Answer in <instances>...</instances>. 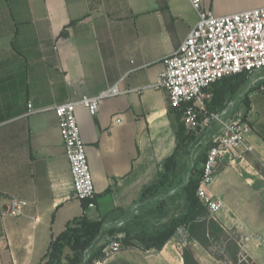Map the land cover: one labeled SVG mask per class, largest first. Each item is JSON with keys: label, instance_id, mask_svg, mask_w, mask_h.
<instances>
[{"label": "crops", "instance_id": "crops-1", "mask_svg": "<svg viewBox=\"0 0 264 264\" xmlns=\"http://www.w3.org/2000/svg\"><path fill=\"white\" fill-rule=\"evenodd\" d=\"M260 6L264 0L217 13ZM198 19L190 0H0V264H42L68 221L130 209L159 180L177 139L168 91L151 85ZM115 84L122 92L101 100L95 115L77 107L96 188V206L84 209L74 198L58 116L29 113V102L51 107ZM249 118L255 124L247 136L250 152L264 162V117ZM223 178L214 181L225 203L214 217L245 236V251L259 262L262 175L232 193ZM14 201L25 202L17 213ZM256 234L259 242L249 238ZM185 248L201 264H219L199 241L180 235L161 250L123 248L106 264H185Z\"/></svg>", "mask_w": 264, "mask_h": 264}, {"label": "built area", "instance_id": "built-area-1", "mask_svg": "<svg viewBox=\"0 0 264 264\" xmlns=\"http://www.w3.org/2000/svg\"><path fill=\"white\" fill-rule=\"evenodd\" d=\"M190 1L199 19L177 49L165 57V68L151 87L168 91L170 105L181 110L189 130L196 134L210 131V147L197 195L214 216L225 204L222 197L211 191L216 171L226 154L242 155L252 151L247 136L253 128L248 113L239 109L235 100L229 101L222 110H210L208 103L213 99L210 89L219 80L242 73L248 75L252 87L264 79V6L216 14L210 8H203L201 0ZM258 89L264 90V84L255 88V94ZM121 92L115 84L97 95H83L51 107L36 109L29 102V113L54 110L58 116L71 166L74 198L88 200V207L96 206V188L77 107L86 106L95 115L101 100ZM23 204L25 202L14 201L12 213H17ZM176 234L183 241L189 237L184 226L179 227ZM122 236L123 233H119L111 237L103 249L104 257L94 259L93 264H106L120 252L123 245L118 237Z\"/></svg>", "mask_w": 264, "mask_h": 264}, {"label": "trees", "instance_id": "trees-1", "mask_svg": "<svg viewBox=\"0 0 264 264\" xmlns=\"http://www.w3.org/2000/svg\"><path fill=\"white\" fill-rule=\"evenodd\" d=\"M263 84L264 79L256 86H250L246 73L225 77L211 87L213 99L208 103L209 108L222 110L232 100L238 107L244 99L249 100L255 88ZM169 113L176 128L177 144L174 152L163 160L159 180L145 186L139 201L130 209L118 207L95 218L84 213L68 221L63 231L53 237L42 264H93L94 259L104 257L103 249L109 239L119 233H123L118 239L125 249L161 250L181 226L186 228L190 238L207 249L215 242L228 241L233 242L232 249L239 255V239L230 240L228 235L231 231L211 215L197 195L210 147V131L196 134L188 129L181 110L171 106ZM250 124L252 128L255 126ZM262 126L264 128V124ZM82 204L86 209L88 200L82 201ZM66 248L72 252L67 253L64 262ZM183 258L185 264H201L188 248L184 249Z\"/></svg>", "mask_w": 264, "mask_h": 264}, {"label": "rangeland", "instance_id": "rangeland-1", "mask_svg": "<svg viewBox=\"0 0 264 264\" xmlns=\"http://www.w3.org/2000/svg\"><path fill=\"white\" fill-rule=\"evenodd\" d=\"M258 1L260 0H201V3L203 8H210L212 11L218 14L217 11L220 8L230 9V8L248 6ZM255 92L256 91H254L251 94V96H249V100L244 99L243 101H241L238 107L243 112L246 111L249 117H264V112H262V108H264L262 106L264 105V90L258 89L256 94ZM255 166L260 167V171H258V169ZM220 173H222V176L224 178L229 179V181H231L232 184L229 185V191L232 190L231 191L232 193L237 189L239 185H240L239 186L240 189H242L243 188L242 183H244L243 181H246V179L251 176L262 175V178L260 179L264 181V162L260 161L258 158L253 156L250 151L243 152L242 155L226 154V157L223 158V160L220 162V165L215 174L214 181H216ZM240 179L242 180L241 182H239ZM221 182L223 183V180ZM215 183L216 182L213 183L211 187V191L213 192L214 195H217L216 192L213 190V186H215ZM235 183H237V186H235L236 185ZM244 189L245 188H243V190ZM239 236L240 235H238V233L235 232H230V234L228 235V237L231 238L230 239L231 241H234L235 239H239V243L241 244L242 247V249H240L239 255H237L235 251L232 249L233 242H228V241H226L225 243L215 242L214 245H212L209 248L211 253H213V255L217 258L219 264H255L256 262H258L256 259L250 257L244 249V244L248 240L245 239V236H241V237ZM252 237H254L257 240V242H259L258 240L260 234L251 235V237L249 238ZM71 252L72 250L70 248H66L64 254V262H66L65 256L67 255V253H71ZM257 252L260 255H262L261 257L258 256L259 258L258 263L264 264V246L261 249H258Z\"/></svg>", "mask_w": 264, "mask_h": 264}]
</instances>
